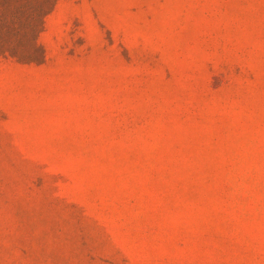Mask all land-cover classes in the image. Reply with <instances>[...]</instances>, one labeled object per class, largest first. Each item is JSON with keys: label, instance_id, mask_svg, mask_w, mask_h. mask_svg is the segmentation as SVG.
Segmentation results:
<instances>
[{"label": "rangeland", "instance_id": "374dc122", "mask_svg": "<svg viewBox=\"0 0 264 264\" xmlns=\"http://www.w3.org/2000/svg\"><path fill=\"white\" fill-rule=\"evenodd\" d=\"M0 16V264H264V0Z\"/></svg>", "mask_w": 264, "mask_h": 264}, {"label": "trees", "instance_id": "16d2710c", "mask_svg": "<svg viewBox=\"0 0 264 264\" xmlns=\"http://www.w3.org/2000/svg\"><path fill=\"white\" fill-rule=\"evenodd\" d=\"M0 19H1V16H0ZM0 47H2V46H0Z\"/></svg>", "mask_w": 264, "mask_h": 264}]
</instances>
